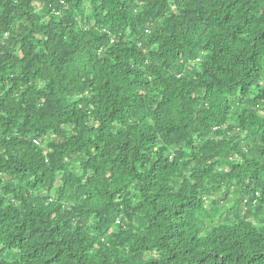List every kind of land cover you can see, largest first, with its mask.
<instances>
[{
    "label": "trees",
    "instance_id": "16d2710c",
    "mask_svg": "<svg viewBox=\"0 0 264 264\" xmlns=\"http://www.w3.org/2000/svg\"><path fill=\"white\" fill-rule=\"evenodd\" d=\"M0 264H264V0H0Z\"/></svg>",
    "mask_w": 264,
    "mask_h": 264
},
{
    "label": "rangeland",
    "instance_id": "374dc122",
    "mask_svg": "<svg viewBox=\"0 0 264 264\" xmlns=\"http://www.w3.org/2000/svg\"><path fill=\"white\" fill-rule=\"evenodd\" d=\"M218 196H220V195H218ZM238 197H239L238 194H234L233 196L229 197L228 200L226 201V203L223 204V210L224 209H230L233 206L238 207V205H237Z\"/></svg>",
    "mask_w": 264,
    "mask_h": 264
},
{
    "label": "built area",
    "instance_id": "2783aa9c",
    "mask_svg": "<svg viewBox=\"0 0 264 264\" xmlns=\"http://www.w3.org/2000/svg\"><path fill=\"white\" fill-rule=\"evenodd\" d=\"M36 144L39 146L41 144V142L40 141H36Z\"/></svg>",
    "mask_w": 264,
    "mask_h": 264
}]
</instances>
